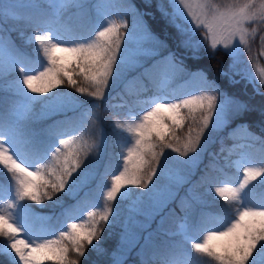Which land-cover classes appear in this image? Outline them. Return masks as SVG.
<instances>
[{
	"label": "snow or ice",
	"instance_id": "snow-or-ice-1",
	"mask_svg": "<svg viewBox=\"0 0 264 264\" xmlns=\"http://www.w3.org/2000/svg\"><path fill=\"white\" fill-rule=\"evenodd\" d=\"M14 7L26 9L25 14L13 11ZM63 7L76 11L66 16L57 10L49 15L32 0L0 9V80L18 74L7 81V88L23 101L21 114L14 119L0 112V195H15V201L0 211V264H80L89 249L108 255L95 242L101 239L103 225L111 226L119 220L112 203L118 194L129 186L151 194L154 178L159 180L167 174L170 157L166 150L188 158L178 164L198 165L214 142V134L228 128L236 115L251 110L244 102L228 96L206 73H192L200 81L196 93L177 100L158 94L151 98V107L126 129L119 123L112 126L113 136L120 137L126 131L130 139L122 145V170L112 177L102 210L88 211L86 219L68 223L55 237L50 232L25 233L14 222L8 209L15 211L19 207L36 222L51 225V217L36 213L30 204L43 206L45 200L52 201L61 206V216L71 217L82 212L89 202L108 137L99 127L101 106H86L72 92L63 91L65 86L80 96L102 100L106 90L130 71L139 69V77L157 93L187 74L183 60L173 51L146 66L145 57H158L161 49L169 47L147 19L153 10L162 31L177 48L185 50V55L199 59L205 42L210 49L208 55H215L222 46L232 62L229 71L221 69L220 75L227 76L230 83L238 82L236 76L247 79L256 94L264 96L260 90L264 86V67H259L264 57V0H236L228 5H217L213 0H144V11L131 0H107L103 10L97 7L94 22L87 19L83 0H64ZM128 16L132 17L131 25ZM20 21L25 30L30 29L28 34L19 33L25 44L38 45L35 56L12 40L11 33ZM86 23L91 27L85 33ZM170 28L175 31L169 32ZM197 30L203 31L202 41L195 39ZM187 83L184 80V85ZM35 104L41 106L39 114L33 113ZM33 119L51 123L37 129ZM93 125L96 133L89 136ZM185 125L187 131L182 132ZM237 128L247 130V125ZM69 134L72 139L64 138ZM235 134L233 129L228 138H235ZM248 138L261 145L259 167L244 166L242 178L235 182H217L211 171H205L189 189V206L184 207L182 201L184 215L169 212L176 230L167 235L175 239L163 245H154L149 232L143 244L136 236L123 247L129 232L126 221L122 225L121 247L108 255V264H125L127 254L138 245L143 264H253L258 255L264 259V204L251 205L244 198L245 190L264 177V138L251 133ZM220 143L222 153L223 137ZM243 147L233 144V148ZM220 153L210 154V169L216 168ZM90 154L92 159H88ZM224 159L225 166H230L229 158ZM205 186L204 193L197 191ZM213 190L225 203L208 208L205 196ZM66 200L72 202L66 204ZM209 215L214 216V223L209 222ZM189 243L191 253L185 247Z\"/></svg>",
	"mask_w": 264,
	"mask_h": 264
},
{
	"label": "trees",
	"instance_id": "trees-1",
	"mask_svg": "<svg viewBox=\"0 0 264 264\" xmlns=\"http://www.w3.org/2000/svg\"><path fill=\"white\" fill-rule=\"evenodd\" d=\"M36 4L43 10H45L49 15H53L57 12V10L62 11L66 16L73 14L76 10L72 8L63 7L62 3L59 1L52 0H34ZM163 2H167V0H163ZM96 3H107V0H97ZM131 3L134 4L138 9L144 11V0H131ZM3 9V8H2ZM13 11H18L21 15H24L26 9L24 8H13ZM158 14L153 10L152 14L147 17L149 23L152 25L153 30L157 32L162 40H165L169 45L166 48V52L177 50L179 53H182V60L186 66L187 74L177 78L168 88H166L162 93H157L156 89L143 78L139 77L140 70L136 73V77L138 78L134 82H129L126 85H121L119 88L114 89L113 92H110L109 97L104 99L102 102H115L118 101L122 103L124 113L132 112L135 113V116L130 119V123L133 122L134 118L137 116H141L137 113L141 112L145 108L144 99L148 95L153 94H170V95H181L183 93H190L192 91V87L195 89L200 86V81L191 76L192 73L196 72H204L206 73L209 80H215L217 84H219L220 88L228 94V96L235 97L236 99L244 102L248 105L250 111H244L242 114L236 115L232 119V123L227 128L225 132L222 133L223 137V146L225 156L229 158L231 161L230 166H225V161L216 159V168L210 169L208 166L210 162L213 160L212 155H206V161L201 165L198 173L191 180V187L196 184L200 177L205 173V171H211L212 176L216 179L217 182L222 180H227L230 182L239 181L241 179V171L236 168L235 163L232 161L234 157H245L246 159H250L252 161H256L260 164L261 159V145L258 142H253L249 139V133L254 134L256 137L264 138V116L261 115V112L264 111V96H260L256 94L254 91V87L251 83H249L246 79H241L239 76L234 77V79L238 82L230 83L227 76H221V69L226 72L229 71V65L231 64L232 58L228 56L223 50L219 49L216 51L215 55H208L207 53L210 51L207 48V43L205 42V47L201 49L202 55L199 59H193L191 55H185V50L182 48H177L173 43L172 39L162 31V24L157 22ZM96 13L94 15L87 17L91 21H96ZM127 21L131 25L132 17H126ZM11 26V25H6ZM91 24L85 25V33L90 30ZM16 31L11 33L12 40L15 42L16 46L28 52L30 55L33 53L30 49L24 45H21L19 41V33L20 31H25L26 34L30 33L29 30H25L23 28V22H16ZM175 31L170 28L169 32ZM196 40H203V34L200 33L195 35ZM171 47V49H170ZM173 49V50H172ZM176 53V52H175ZM34 56V55H33ZM166 54H162L154 59H159ZM177 56V55H176ZM178 58V57H177ZM153 59V60H154ZM153 60L148 64L150 65ZM15 75L12 74L9 78L13 79ZM7 80V79H6ZM6 80H0V112H7L11 118H16L21 114L20 105L23 103L22 98L18 97L14 93H10L6 91L4 88V84ZM184 80L188 81L187 85H184ZM148 89L145 91V89ZM26 90V89H25ZM63 91L72 92L74 95L78 96L80 100L84 101L86 106L87 104H92L95 99L89 97L87 95L80 96V94L75 93L73 89L69 87H64ZM261 91H264V86H261ZM27 92V90H26ZM115 100V101H114ZM33 107V113L39 114L41 111V106L39 104H35ZM99 115V127L106 128L108 141L106 144V152L103 160V164L97 173L96 179L93 181L91 185V195L89 197V202L87 206H85L84 210L74 216L66 217L61 216V206L54 205L52 201L45 200L42 205H36L34 203L30 204L31 209L35 210L36 213L41 214L45 217H51V225L48 223L36 222L33 217L26 216L23 214L19 207L16 208L15 211L8 209L10 214L14 218V222L23 227L26 233L31 234L33 231L43 232V233H51L53 237L58 236L60 230L66 228L68 223L72 222H80L83 219H86L87 212L93 210H102L103 202H104V193L110 189L111 187V179L112 175L122 170V145L126 140L130 139L129 134L122 132L120 137L113 136L112 126L115 124V121L112 117H116L117 121L121 124L125 123V119H120V115H104L98 112ZM34 126L39 129L47 126L51 123L50 120H36L33 119ZM247 125V130L244 128H237L239 125ZM126 129V125H125ZM233 129H236L235 138H228V133ZM71 132V130H69ZM186 132V130L182 131ZM96 133V126L93 125L89 128V136H94ZM67 136V135H66ZM221 137L218 142H220ZM254 143L256 147H244V148H233V144H243V143ZM92 154L89 155L88 159H92ZM3 182V177H0V183ZM159 180L154 179L153 184L159 183ZM224 186V185H220ZM197 191L204 193L206 191L205 187H200ZM135 191L134 193H136ZM264 192V178L255 182L254 185L249 186L246 189V193L249 199H256L258 196ZM63 196V193L59 194ZM83 195V193H81ZM15 201V195L10 194L8 197L0 195V211L5 210V205L9 202ZM183 206L188 207V200L177 199L169 208L168 213L166 214V223L161 227L156 229L154 234L151 237V240L154 245H163L164 243L175 239V237H170L167 233L176 230V225L174 223V218L169 215L170 211H175L176 216H183L184 212L181 210ZM206 205L208 208H216L225 202L218 196H214L213 192L208 193L205 196ZM72 201H65V203H71ZM113 207L116 211L119 212V220L117 223L109 226L107 224L103 225V233L101 234V239L98 242L101 244L102 248L106 250L108 255L112 253H116L118 248L121 247L120 244V236L122 233V225L127 221L129 231H132V225H130V205L128 199L124 200L122 198L117 197V200L112 202ZM112 218L110 217V220ZM208 220L210 223L215 222L214 216L209 215ZM194 239L198 240V236H194ZM182 239V237H181ZM140 244H143V237L140 239ZM188 252L191 253V244H185ZM74 256V254H71ZM108 255H99L96 251L89 249L86 253V259L81 258L80 264H108ZM45 264H51V262L46 261ZM125 264H143V258L140 255V247L139 245L134 248L128 256L125 258Z\"/></svg>",
	"mask_w": 264,
	"mask_h": 264
},
{
	"label": "rangeland",
	"instance_id": "rangeland-1",
	"mask_svg": "<svg viewBox=\"0 0 264 264\" xmlns=\"http://www.w3.org/2000/svg\"><path fill=\"white\" fill-rule=\"evenodd\" d=\"M53 1H59L62 3V5H64V0H52V2ZM23 2H24V0H0V9L5 8V7H9V6H13V5H17V4H21ZM32 2L35 3L34 0H32ZM96 2H97V0H83V3L85 5H87V17L91 16V14L94 15V13H96V11H97L98 6L101 8V10H103L104 7L106 6L105 3H99L98 4ZM192 2L193 3H196V2L203 3L204 0H192ZM213 2L216 3L217 5H228V4H231L233 2H236V0H213ZM238 2L243 3V0H238ZM189 26L194 27V25H189ZM200 33L203 34V31L202 30L196 31V34L200 35ZM19 41H20L21 45L28 47L34 56L36 55L34 50L36 48H38V45H35V44L27 45V44H25L24 39L20 35H19ZM146 46H150V45H146ZM170 49H171V47H170ZM219 49L223 50L226 53V51L223 49L222 46H219L217 50H219ZM165 50H166V48L160 50V56L162 54H166V55L168 54ZM254 51H255V49H254ZM174 52H176L178 59H182V56H181L182 53H179L177 50H175ZM154 58H156V57H152V58L145 57L144 59H145L146 66ZM231 62H232V60H231ZM245 63H246V61H245ZM259 67H264V57L260 58ZM138 71H139V69L136 71H130V72L126 73V75L120 81H118L115 85L110 86L106 90L105 96L102 100H95L92 103V104H99L101 106L99 109V112L104 114V115H110V116L117 115V114L120 115L119 116L120 119H125L124 120L125 123L122 124L124 126L125 125L127 126V124L130 123V119H132L135 116V113H132V112H125L124 113L122 103H120L118 101L114 100L115 102H113V103L102 102V101L104 99H106L107 97H109L110 92H113L114 89L119 88L121 85H126L129 82H134L135 80H137L138 78L136 77V73ZM253 71H255V69H253ZM9 77L7 78V80L3 86L6 89V91H9L10 93H14V91L12 89L7 88V81L11 80V78H9ZM196 92H197V90L193 86L192 91L190 93L186 92V93H183L181 95H175V94H173V95L159 94V95H163L170 100H177L179 98H184L187 95L192 94V93H196ZM28 95H33V94L28 93ZM156 95H158V94L146 96V98L144 99L145 104H146L145 108L137 114L142 115L144 111L148 110L151 107V98L153 96H156ZM112 119L115 121V123H119L117 121L116 117H112ZM231 123H232V120H231ZM119 124H121V123H119ZM230 124H229V126H230ZM101 129H102L103 133L107 136L106 128L104 127ZM184 130L187 131V125H185V128L181 131H184ZM226 130H227V128L224 129L223 131H221L218 135L214 134V142H211L208 146V150L202 154V158H201L200 162L198 163V165H191L190 166L189 164H186V163L185 164H178L177 161H184L188 158L180 157L178 153H173V152H171L170 149L166 150V155H168L170 157L169 162H168L167 174L165 176H163V178L160 179L159 183L154 184L155 185L154 187H153V185H150V188L152 189L151 194H146L147 190L141 189L139 187H133V186H129L128 188L123 189L122 193L118 194L119 198H122L124 200L128 199V202L130 205V225H132V228H133L132 231L128 232L127 242L125 243V245H123V247H127L128 242H132L136 236H139L141 239L142 237L146 236L149 232H151L153 235L154 232L156 231V229L161 228L166 223V221H165L166 214L169 211L168 209L171 208V205L177 199L187 200L188 192H189V189H190L191 184H192L191 180L198 173L201 165L204 164V162L206 161L205 160L206 155L214 154V153H220L221 143L218 141H219L220 137L222 136V133L225 132ZM64 138L72 139V135L69 134L68 136H66ZM242 145H244L245 147H248L249 145H251V147H256V145L254 143H249V142L243 143ZM105 152H106V146H105ZM189 155L191 157L193 154H189ZM104 156H105V153H104ZM104 156H103V160H104ZM225 157H227V156H225V154H223V152H222V153H220V155L216 159L225 161V159H224ZM103 160H102V164H103ZM232 161L235 163L236 168L239 169L241 171V173H242V168L244 166H252V167H259L260 166V164L258 162L252 161L250 159L248 160L245 157H242V158L241 157H234V158H232ZM102 164H101V166H102ZM100 167H99V169H100ZM99 169H98V172H99ZM118 174H119V172L115 173L114 175H118ZM114 175H112V177ZM186 178L189 179V182H187V183L183 182ZM241 178H242V174H241ZM263 178L264 177H261L260 179H263ZM135 191H137V192L134 193ZM212 192H213V195L216 196L214 190ZM125 193H126V195H125ZM244 198H245V201L250 203L251 205L264 204V192H262L258 196V198H256V199H249L247 196L246 190H245ZM161 202H164L162 207H160ZM144 225H148L147 229L144 228ZM128 254H127V256H128ZM253 264H264V259H262L258 255L254 258Z\"/></svg>",
	"mask_w": 264,
	"mask_h": 264
}]
</instances>
